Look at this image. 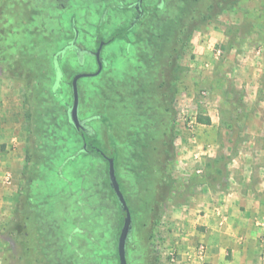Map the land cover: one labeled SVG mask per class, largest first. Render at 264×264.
Segmentation results:
<instances>
[{"label":"rangeland","instance_id":"rangeland-1","mask_svg":"<svg viewBox=\"0 0 264 264\" xmlns=\"http://www.w3.org/2000/svg\"><path fill=\"white\" fill-rule=\"evenodd\" d=\"M111 1L0 0V107L29 122L21 198L0 215V264H119L123 215L105 156L131 214L127 264H177V206L205 185H230L237 137H264V0H167L133 38ZM72 20L86 47L116 32L107 70L78 82L79 116L93 115L86 151L65 107L71 76L93 61L61 60L57 85L50 63ZM196 249L197 264H210L205 243Z\"/></svg>","mask_w":264,"mask_h":264},{"label":"crops","instance_id":"crops-1","mask_svg":"<svg viewBox=\"0 0 264 264\" xmlns=\"http://www.w3.org/2000/svg\"><path fill=\"white\" fill-rule=\"evenodd\" d=\"M7 108L5 104L0 107V215L10 213L6 208L21 198V175L26 164L21 144L29 127V122L19 126L11 121ZM11 122L16 125L13 131ZM245 139L250 141L236 138L237 168L231 171L235 176L228 181L230 185L219 191L205 185V190L189 194V204L179 205L173 212L180 215L176 223L181 226L177 264H197V241L205 243L204 256L210 264H264V137L263 133H250ZM9 171L13 179L5 185L2 177Z\"/></svg>","mask_w":264,"mask_h":264},{"label":"flooded vegetation","instance_id":"flooded-vegetation-1","mask_svg":"<svg viewBox=\"0 0 264 264\" xmlns=\"http://www.w3.org/2000/svg\"><path fill=\"white\" fill-rule=\"evenodd\" d=\"M98 1L101 2L102 0H98ZM105 1H107L106 3H108V0H105ZM166 3H167V0H112L109 5H113L115 9L114 12H111L112 14L111 17L114 16L113 22L117 23V26L119 25V27L121 26V27L128 29L127 33L131 35V38H133L135 34L137 33L138 28L143 27V24H145L149 15L158 16L160 13L164 12V10L167 7ZM56 6H58L59 8L61 7L62 9L65 8L64 2H60ZM102 14L103 16H101L100 20H102V22H105L106 17L108 16L107 10L104 9ZM70 31H71V36L65 39L62 47L58 51L53 53L51 57L50 63L55 73L54 78H53V85H57L56 82H57L59 75H63V72H62L63 69H60V66H59L61 60H65L66 65H71L72 63L84 64L87 60L86 56H88L89 61H91V63L93 61L92 64H94V70L81 71V72L78 71V72H75L71 76V79L69 80V87L71 89L72 101H73L72 79L76 75H79V74L81 75L76 80V87H77V92H78V82L81 78L98 77L99 75H101L103 72L107 70L108 61L105 55L103 54L104 53L103 49L106 44L112 42L115 39L114 33L116 32L114 31V33L111 34L110 37L107 39L95 37L93 39L95 43L93 47H86L78 41L79 29L76 26L75 20H72ZM131 42L132 40L128 42L126 50H129V45L131 44ZM68 52L71 55L69 57H66V54ZM88 74H92V75L88 76ZM71 104L67 103L65 107L66 120H68V109ZM92 117L93 115H89V116L87 115L83 117L79 116V121H78L79 128L78 129H76L74 125L71 123V121L68 120L69 124L73 126L79 134L82 135L83 140H84L83 144L86 143L85 139H87V135L94 133V129L89 124V120ZM83 144L78 148V150L83 151ZM86 150H87V147L85 148V151ZM122 215H123V221H124L125 213H122ZM122 225H123V222H122ZM122 225L119 229V234L121 232ZM118 238H119V235H118ZM126 248H127V244H126Z\"/></svg>","mask_w":264,"mask_h":264},{"label":"water","instance_id":"water-1","mask_svg":"<svg viewBox=\"0 0 264 264\" xmlns=\"http://www.w3.org/2000/svg\"><path fill=\"white\" fill-rule=\"evenodd\" d=\"M87 75V74H86ZM92 74H88V76H91ZM81 75H76L72 79V87H73V101L68 109V120L71 121V123L74 125L76 129H78V121H79V112H78V92L76 87V80ZM83 76V75H82ZM84 147H87V144H84ZM104 154V152H103ZM106 159L108 161V177H109V184L112 188L116 199L119 203V207L121 209L122 213H125L123 225L121 228V232L119 234L118 243H117V252H118V259L119 264H127V257H126V244L127 241L131 238V230H132V219L130 210L128 208V205L126 203V200L124 198V195L121 191L119 182L116 177L115 173V159L114 157H107Z\"/></svg>","mask_w":264,"mask_h":264},{"label":"trees","instance_id":"trees-1","mask_svg":"<svg viewBox=\"0 0 264 264\" xmlns=\"http://www.w3.org/2000/svg\"><path fill=\"white\" fill-rule=\"evenodd\" d=\"M132 43V42H131ZM198 122L200 123H204V124H209L210 123V119L208 117H201V116H198ZM85 142L87 143V149H88V146H89V142L85 139ZM93 147V146H91ZM95 149V147H94Z\"/></svg>","mask_w":264,"mask_h":264}]
</instances>
